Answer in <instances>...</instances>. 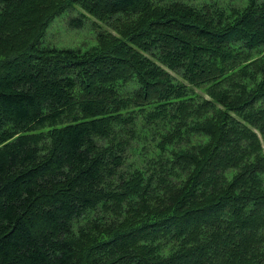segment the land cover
Instances as JSON below:
<instances>
[{
    "label": "trees",
    "instance_id": "1",
    "mask_svg": "<svg viewBox=\"0 0 264 264\" xmlns=\"http://www.w3.org/2000/svg\"><path fill=\"white\" fill-rule=\"evenodd\" d=\"M0 264H264V0H0Z\"/></svg>",
    "mask_w": 264,
    "mask_h": 264
},
{
    "label": "rangeland",
    "instance_id": "2",
    "mask_svg": "<svg viewBox=\"0 0 264 264\" xmlns=\"http://www.w3.org/2000/svg\"><path fill=\"white\" fill-rule=\"evenodd\" d=\"M83 14L81 26L70 24L71 20L76 19ZM98 24L103 29L107 27L100 21L87 14L80 7L72 4L68 9L58 15L47 28L44 44L55 49H76L85 52L96 45L95 35ZM176 81H182L179 74L170 72ZM197 93L206 97L204 88L194 89Z\"/></svg>",
    "mask_w": 264,
    "mask_h": 264
}]
</instances>
